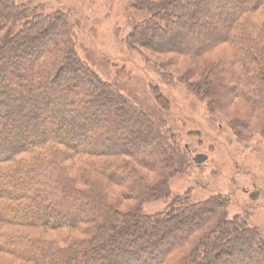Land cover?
Here are the masks:
<instances>
[{"label":"trees","instance_id":"16d2710c","mask_svg":"<svg viewBox=\"0 0 264 264\" xmlns=\"http://www.w3.org/2000/svg\"><path fill=\"white\" fill-rule=\"evenodd\" d=\"M147 3H133L150 15L132 25L133 45L151 49L144 40L153 31L164 46L176 39L182 49L174 52L199 59V73L211 67L203 62L208 49L225 46L227 55L213 67L215 96L238 97L253 118L264 119V0ZM36 11L0 0V264H264V236L244 218L228 219L220 197L178 198L162 212H143L145 203L168 198L169 178L192 166L191 150L77 57L66 14ZM156 94L168 109V99ZM108 102L119 107L108 112ZM109 117L111 128H144L139 143H153L152 156L136 158L131 138L88 139L82 124L100 127ZM35 120L28 131L26 122ZM184 215L196 223L176 237ZM243 243L258 259L242 257Z\"/></svg>","mask_w":264,"mask_h":264},{"label":"rangeland","instance_id":"374dc122","mask_svg":"<svg viewBox=\"0 0 264 264\" xmlns=\"http://www.w3.org/2000/svg\"><path fill=\"white\" fill-rule=\"evenodd\" d=\"M134 1L15 0L36 12L66 14L73 26L77 57L101 80L115 85L134 106L163 120L165 127L179 137L182 147L191 150L192 166L169 178L168 198L145 203L142 206L144 213L162 212L178 198L203 202L220 197L227 204L228 219L244 218L248 227L257 228L264 236V119L253 118L238 97L223 102L215 96L213 67L227 55V49L225 46L208 49L203 62L211 67L205 66L199 73L203 66L195 61L199 59L174 52L176 48L182 49L176 39H169V46H164L154 38L156 32L153 31L144 40L151 49L133 45L128 39L132 25L150 17L147 10H134ZM150 1L147 4L152 7L157 0ZM190 37L185 36L187 41ZM64 76L71 77V73ZM196 85H204L207 91L201 95L195 89ZM156 91L168 99V109L158 102ZM108 95L113 98L112 94ZM113 105L119 107L108 102L103 108L110 112ZM121 109V113L135 121L136 117L128 112L126 105H121ZM105 118L100 121V127L82 124L88 139L97 142L98 134H103L116 138L121 144L131 138L135 142L130 149L136 158L152 156L154 144L143 148L139 143L144 128H140L138 134L134 129L111 128L108 121L112 118ZM36 122H26L28 131L36 128ZM198 154L206 155L207 160L196 164L193 159ZM150 177L152 183L158 179L155 174ZM209 216L213 221L216 218L214 214ZM180 220L181 224H177L173 231L176 237L181 236V231L191 232L190 226L195 222L190 215H184ZM176 223L177 220H173V224ZM241 247L244 250L242 257L247 253L258 259L259 253L254 250L251 253L252 249L245 243ZM237 250L235 247L234 251Z\"/></svg>","mask_w":264,"mask_h":264},{"label":"water","instance_id":"95a60500","mask_svg":"<svg viewBox=\"0 0 264 264\" xmlns=\"http://www.w3.org/2000/svg\"><path fill=\"white\" fill-rule=\"evenodd\" d=\"M207 160V156L206 155H203V154H198L194 157L193 161L196 163V164H200V163H203ZM256 196V195H255ZM253 196V198L255 197Z\"/></svg>","mask_w":264,"mask_h":264},{"label":"bare ground","instance_id":"6f19581e","mask_svg":"<svg viewBox=\"0 0 264 264\" xmlns=\"http://www.w3.org/2000/svg\"><path fill=\"white\" fill-rule=\"evenodd\" d=\"M194 224L196 223V219H195V222H193Z\"/></svg>","mask_w":264,"mask_h":264},{"label":"flooded vegetation","instance_id":"af4514ba","mask_svg":"<svg viewBox=\"0 0 264 264\" xmlns=\"http://www.w3.org/2000/svg\"><path fill=\"white\" fill-rule=\"evenodd\" d=\"M253 196H255V194H253ZM253 196H252V197H253ZM255 197H256V196H255ZM255 197H254V198H255Z\"/></svg>","mask_w":264,"mask_h":264}]
</instances>
